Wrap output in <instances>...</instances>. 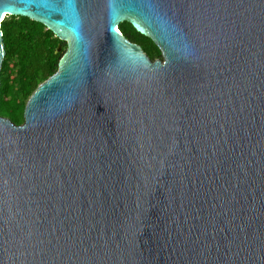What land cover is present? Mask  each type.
Returning <instances> with one entry per match:
<instances>
[{
  "label": "water",
  "instance_id": "water-1",
  "mask_svg": "<svg viewBox=\"0 0 264 264\" xmlns=\"http://www.w3.org/2000/svg\"><path fill=\"white\" fill-rule=\"evenodd\" d=\"M12 14L67 46L0 115V264H264V0H0V70Z\"/></svg>",
  "mask_w": 264,
  "mask_h": 264
},
{
  "label": "trees",
  "instance_id": "trees-1",
  "mask_svg": "<svg viewBox=\"0 0 264 264\" xmlns=\"http://www.w3.org/2000/svg\"><path fill=\"white\" fill-rule=\"evenodd\" d=\"M119 27L151 59L162 57L157 43L131 22L123 21ZM1 28L6 54L0 70V115L20 124L24 121L27 100L38 84L58 69L67 43L44 23L24 15L5 16ZM60 44L62 49L58 51Z\"/></svg>",
  "mask_w": 264,
  "mask_h": 264
}]
</instances>
